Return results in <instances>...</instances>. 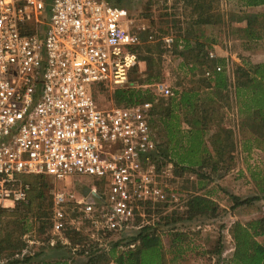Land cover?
I'll return each mask as SVG.
<instances>
[{
  "label": "built area",
  "instance_id": "2783aa9c",
  "mask_svg": "<svg viewBox=\"0 0 264 264\" xmlns=\"http://www.w3.org/2000/svg\"><path fill=\"white\" fill-rule=\"evenodd\" d=\"M148 29L116 0H0L1 207L28 202L27 175L62 184L52 192L56 234L81 219L122 229L149 202L168 201L151 162L160 142L152 103L103 108L95 99L96 91L130 87ZM151 87L173 95L164 82ZM75 176L104 183L66 190Z\"/></svg>",
  "mask_w": 264,
  "mask_h": 264
},
{
  "label": "rangeland",
  "instance_id": "374dc122",
  "mask_svg": "<svg viewBox=\"0 0 264 264\" xmlns=\"http://www.w3.org/2000/svg\"><path fill=\"white\" fill-rule=\"evenodd\" d=\"M204 2V6L195 10L189 0H116V3L128 10L137 25L144 23L149 26L148 31L141 34L144 37L138 46L139 63L130 73V88L149 93L156 81L166 83L172 90L179 88L185 80L184 69L180 66L182 59L174 53L172 45L162 41V37L170 35L176 38L182 31L192 35L194 32L202 33L224 51H235L236 56L233 59L229 57L228 64L231 66L234 63L232 68L245 63L248 67L264 61V29L260 28L263 27L262 21L254 24L262 34L258 42L252 44L253 42L242 40L241 36L239 38L247 17L263 10V5L246 7L241 5V0ZM209 2L211 5L207 9ZM199 14L214 15L219 23L195 26L191 22ZM149 33L152 34L151 39L147 38ZM248 45L259 48V51L243 50V46ZM149 57L153 60L150 68L147 63ZM220 67L222 68L221 65ZM189 75L191 79L195 73L190 72ZM111 92H95L99 107L115 104L109 94ZM240 117L234 109H229L223 121L226 127L233 128L236 135L238 149L234 152V165L231 168L217 172L209 168H196L194 173L184 172L179 175L173 172L170 164L162 167L158 180L166 186L168 201L149 202V205L135 212L122 229L102 231L83 219L75 227L71 226L77 232L66 234L62 231L56 234L49 227L39 228L42 217H38V211H48L49 206L51 209L52 192L62 186L50 179H47L46 196L39 209L34 204L28 207L16 204L0 206V264H41L55 260L64 264H85L90 252L89 246H96L100 252H107L116 241L122 245L128 242L133 233L144 224L158 228L166 264H223L231 258L235 246L229 232L230 226L234 222L245 224L264 216V147L254 150L256 142L253 132L240 129ZM154 130L158 133L159 129ZM159 140H162L161 136ZM245 145L251 147L247 152L244 151ZM101 180L96 177L75 176L65 189L76 193L88 186H96L98 189L104 183L98 185ZM197 194L207 195L216 204L215 209L209 207L203 213L189 212L187 200L191 195ZM234 196L238 200L254 196L259 199L232 207ZM11 220L14 221V226L10 223ZM9 228H13V236L10 237L11 245H6L2 239ZM257 240L264 245V235L258 236ZM54 244H57L56 248H52ZM127 246L133 245H126L121 250H125ZM175 249L179 250L178 258L174 262H168ZM108 264L115 263L112 261Z\"/></svg>",
  "mask_w": 264,
  "mask_h": 264
},
{
  "label": "trees",
  "instance_id": "16d2710c",
  "mask_svg": "<svg viewBox=\"0 0 264 264\" xmlns=\"http://www.w3.org/2000/svg\"><path fill=\"white\" fill-rule=\"evenodd\" d=\"M189 1L190 5L195 10L204 6L205 3V0ZM210 5L211 2H209L207 9L210 8ZM241 5L246 7L264 6V0H241ZM261 21L263 27L260 26V28L264 29V8L260 12L247 17L246 25L241 29L239 38L243 37L242 40L245 39L248 43L253 42L252 44L258 42L262 34L260 28L257 29L254 24ZM191 23L195 26L206 24L214 25L219 23V19L214 15L207 14L203 16L199 14ZM185 33L187 37L181 39L172 37V42L169 44L173 46L174 53L182 59L180 66L181 64L188 65L193 63L194 69L200 74L205 73L207 69H211L215 73L213 78L215 90L213 93L220 99L225 96L227 98L231 96L235 97L238 115L241 116L239 121L240 129H249L253 132L254 141L258 145H264V61L253 63L248 67L245 65L247 63L244 65H235V67L232 68L233 80L230 83L227 79L225 66L221 63V60L219 61L216 57H209L206 41L200 40L197 37L190 38L188 37L189 32ZM141 37L143 38L144 36L142 35ZM249 46L251 49L257 48L251 45ZM141 59L148 61V59L145 58ZM147 63L149 64L148 68H150L153 63L151 57H149V62ZM217 64L222 66L219 71L215 69ZM205 68L207 69L205 70ZM206 78L209 77L205 76L204 79H200L203 85H208ZM129 82H131L130 75ZM227 84H231L230 87H227ZM224 89H226L225 94H223ZM230 92L232 93L231 95ZM109 94L115 105L127 106L143 101H150L152 103L151 112L153 114L152 125L153 128L159 129L158 133H160L158 136L157 131H155L158 140L160 136L162 138V119L176 118V111L180 103L176 99L177 90H173V95L167 97L155 96L153 88L149 89V93L128 87L115 89ZM190 106L192 108L194 107L192 104H190ZM204 106L206 109L202 110L204 113L202 117L205 118V115L208 114L211 120L218 115L213 103H208ZM208 111L209 113H207ZM160 124H162V126ZM176 127L177 123L175 125L171 122V124L166 125V133L164 134L166 140L164 141L163 138L159 140L158 147L151 156V162L154 164L158 173L162 167L168 164L172 165L174 169L173 172L179 175L184 172L194 173L197 171L196 168H209L213 172H217L218 170L226 171L231 168L230 162L234 158L233 151L235 146L233 130L231 128H225L221 126L219 122H216L214 128L209 125H204L202 129L213 130L205 139L204 135L201 134L202 130L199 131L198 135L183 136L181 133L178 134ZM177 148H181L184 151L188 148V152L185 151V153H180ZM199 153L202 155V161H200L199 165L195 166L193 160L198 157ZM25 179L30 183L28 202L18 203L16 206L28 207L34 204L39 209L46 196L45 190L48 186V178L42 175H27ZM262 197L264 198V195ZM255 199L257 200L259 197L254 196L252 198L238 200L234 196L232 207L248 203ZM215 206L216 204L213 200L205 194L191 195L187 200V207L189 212L192 211V213H203L209 207L214 210ZM38 212V217H42L39 228H51L50 206L48 211L44 210ZM72 215H75L74 212H72ZM10 223L14 226L13 220H11ZM63 231L66 234L68 232H77V230L71 226L66 227ZM229 232L234 240L235 246L231 258L225 260L223 264H264V245L257 240L258 236L264 235V216L250 220L245 224L234 222L230 226ZM4 233V238L2 240L6 245H11L10 237L13 236V228H9V230H6ZM126 245L133 246H127L125 250H121V248ZM56 246L57 244H54L52 248H56ZM83 246L85 247V245ZM88 249L90 252L87 254L88 256L85 264H108L112 261L115 264H166V260H164L161 251L158 228L150 224H144L138 228L124 245L119 241L114 242L107 252H100L101 250H98L96 246L92 245L89 246ZM85 250L86 249H83V251ZM178 252L179 250L175 249L173 251V256L167 261H176ZM41 264H64V262L55 260L50 263L42 262Z\"/></svg>",
  "mask_w": 264,
  "mask_h": 264
},
{
  "label": "crops",
  "instance_id": "0c3cea01",
  "mask_svg": "<svg viewBox=\"0 0 264 264\" xmlns=\"http://www.w3.org/2000/svg\"><path fill=\"white\" fill-rule=\"evenodd\" d=\"M181 32V31H180ZM166 36H170V35H166ZM172 37V36H171ZM178 38H183V37H187L185 31H182L180 35L177 36ZM188 37H197L200 40H204L207 43V50L209 52H214V54L216 55L215 57L220 61L221 63H223V65L225 66V72L227 75V79L228 81L233 80V73H232V64L231 66L228 64L230 62V59H233L232 57L236 56L235 51H224L223 49H221L220 47H218L217 44H215V42H213V40H209L206 36H203L202 33L197 34L196 32H194V35L189 34ZM243 50H247L250 52L253 51H259V48H254L251 49L250 46H243ZM229 55V56H228ZM194 64L190 63V64H186V65H182L181 64V68L184 69V77L185 80L183 81L182 84L179 85V88L177 89V100L180 102L179 103V107L178 110L176 111V118H163L162 119V124H163V129H162V138L165 141L166 137H165V127L166 125L171 124V122L173 124L176 125L177 123V131L178 134L181 133V135L183 136H187V135H194V134H199V131L202 130V133L205 137V139L212 133V129H202L204 127V125H209L212 126V128L215 127L216 122H219L221 126L225 127V128H230V127H226V125L223 124V121L226 118V114L227 111L229 109H234L237 114H238V109H237V104H236V100L235 97L231 96L229 98H227L226 96L222 99L217 98L216 95L213 93V91L215 90L214 87V83H213V78L215 76V73L211 70V69H207L205 68V73L200 74L196 69H194L195 67H193ZM217 66H220L217 64ZM216 68V67H215ZM217 71V70H216ZM190 72H195V75H192L191 79L188 76ZM206 72H209L208 75H206ZM187 76V78H186ZM205 76H208L209 78L207 79L208 85H203L201 83V78H205ZM231 84H227V87H230ZM226 93V89L223 90V94ZM232 93L230 92V95ZM214 104L215 108H216V112H217V116L215 118H212L211 120L208 117V114L205 115V118L202 117L204 115L202 110H205L206 107L204 105L206 104ZM190 104H192L194 107L193 108L190 106ZM202 112V113H201ZM215 112V113H216ZM209 113V111L207 112ZM215 115V114H214ZM171 119V120H170ZM211 123V124H210ZM161 124V125H162ZM223 124V125H222ZM233 130V128H231ZM233 135H234V141H235V133L233 131ZM185 140V138H184ZM189 146V145H188ZM261 146L264 147V145H258L257 143L254 145V150H259L260 148H262ZM250 146L245 145L244 147V151H249L250 150ZM179 150L180 153H185L188 152V148L185 149V151L181 148H177ZM237 147H236V142H235V146H234V151H233V156H234V152L237 151ZM181 150H183L184 152H182ZM210 150V149H209ZM233 158V157H232ZM194 163L195 166L200 164V161H202V155L201 153L198 154L197 158H194ZM231 166L234 165V158L231 160ZM98 185H100V183L98 182ZM101 187V186H98Z\"/></svg>",
  "mask_w": 264,
  "mask_h": 264
},
{
  "label": "water",
  "instance_id": "95a60500",
  "mask_svg": "<svg viewBox=\"0 0 264 264\" xmlns=\"http://www.w3.org/2000/svg\"><path fill=\"white\" fill-rule=\"evenodd\" d=\"M88 190V188H86V191Z\"/></svg>",
  "mask_w": 264,
  "mask_h": 264
}]
</instances>
